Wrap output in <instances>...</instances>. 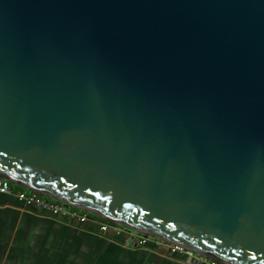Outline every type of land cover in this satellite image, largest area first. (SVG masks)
I'll return each instance as SVG.
<instances>
[{"label":"water","instance_id":"1","mask_svg":"<svg viewBox=\"0 0 264 264\" xmlns=\"http://www.w3.org/2000/svg\"><path fill=\"white\" fill-rule=\"evenodd\" d=\"M0 177L264 264V0H0Z\"/></svg>","mask_w":264,"mask_h":264},{"label":"crops","instance_id":"2","mask_svg":"<svg viewBox=\"0 0 264 264\" xmlns=\"http://www.w3.org/2000/svg\"><path fill=\"white\" fill-rule=\"evenodd\" d=\"M21 207L0 196V264H187L166 252L125 246L105 235Z\"/></svg>","mask_w":264,"mask_h":264},{"label":"built area","instance_id":"3","mask_svg":"<svg viewBox=\"0 0 264 264\" xmlns=\"http://www.w3.org/2000/svg\"><path fill=\"white\" fill-rule=\"evenodd\" d=\"M3 195L15 198L21 207L31 212L62 219L72 224H90L94 226L92 230L98 233L122 236L125 246L166 252L171 256L184 259L187 264H225L186 247L128 228L108 218L96 216L53 199H47L37 192L17 189L11 181L0 177V196Z\"/></svg>","mask_w":264,"mask_h":264},{"label":"trees","instance_id":"4","mask_svg":"<svg viewBox=\"0 0 264 264\" xmlns=\"http://www.w3.org/2000/svg\"><path fill=\"white\" fill-rule=\"evenodd\" d=\"M15 187H16L17 189H20V190L30 191V190H28L27 188H24V187H22V186L15 185ZM45 198H47V199H51V198H48V197H45Z\"/></svg>","mask_w":264,"mask_h":264},{"label":"rangeland","instance_id":"5","mask_svg":"<svg viewBox=\"0 0 264 264\" xmlns=\"http://www.w3.org/2000/svg\"><path fill=\"white\" fill-rule=\"evenodd\" d=\"M175 257V259L177 258V259H180L179 257H177V256H172L171 258H174ZM181 260V259H180Z\"/></svg>","mask_w":264,"mask_h":264}]
</instances>
